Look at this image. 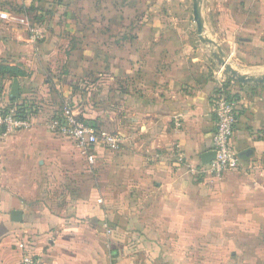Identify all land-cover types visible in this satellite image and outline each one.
Here are the masks:
<instances>
[{
  "label": "crops",
  "instance_id": "1",
  "mask_svg": "<svg viewBox=\"0 0 264 264\" xmlns=\"http://www.w3.org/2000/svg\"><path fill=\"white\" fill-rule=\"evenodd\" d=\"M10 1L0 0L4 20L25 18L9 12ZM16 43L17 54L9 44L0 49V65L18 69L0 73V89L9 96L16 78L18 99L49 104L31 128L0 140V264H20L21 240L44 264H189V253L182 259L173 246L199 244L207 246L194 248L191 264H264V82L228 85L239 166L215 177L200 169L216 124L210 63L189 55L188 63H119V81L97 78L88 89L79 75L44 78L39 63L23 61L27 45ZM95 88L112 103L90 113ZM68 104L78 115H97L99 130L111 125L118 148L95 146L90 165L72 140L51 134L45 115ZM13 210L21 220L11 219Z\"/></svg>",
  "mask_w": 264,
  "mask_h": 264
},
{
  "label": "rangeland",
  "instance_id": "2",
  "mask_svg": "<svg viewBox=\"0 0 264 264\" xmlns=\"http://www.w3.org/2000/svg\"><path fill=\"white\" fill-rule=\"evenodd\" d=\"M23 1L31 11L24 12V5L18 3ZM49 1L7 2L5 7L9 12L23 14L25 18L21 22L11 16L5 20L0 16L3 18L0 34L6 33L8 49L15 54L21 48L15 45L16 41L23 47L27 45L31 52L23 56V61L39 63L47 70L43 77L55 83L65 76L76 79L79 75L87 79L88 89H93L97 78L110 84L119 81V63H188L189 55L196 56V63H210V75L216 72L224 77L230 90L233 82L241 85L217 64L211 55L213 47L198 39L192 19V0H61L64 2L61 5L53 0L54 6L49 5ZM50 8L55 14L41 12ZM203 12L207 35L219 44L228 64L242 74L253 76L262 68L260 73H263L264 0H204ZM35 28L39 30L38 35L32 32ZM135 48L136 54H133ZM157 51L165 55L161 59H156L157 55L149 57ZM178 54H185V57L178 60ZM0 56H3L1 50ZM94 91L96 88L91 93ZM75 97L74 103L78 104V96ZM84 99L81 97L82 104ZM87 107L86 104L81 106ZM110 126L106 123L101 127L112 132ZM190 246L176 245L172 250L178 254L182 250V259L186 255L183 252L189 253L191 261L195 262L194 248L207 244Z\"/></svg>",
  "mask_w": 264,
  "mask_h": 264
},
{
  "label": "built area",
  "instance_id": "3",
  "mask_svg": "<svg viewBox=\"0 0 264 264\" xmlns=\"http://www.w3.org/2000/svg\"><path fill=\"white\" fill-rule=\"evenodd\" d=\"M0 16L5 15L0 13ZM20 21L24 22V18ZM32 32L39 34L36 28L32 29ZM219 76L216 72L213 73V78L220 79L217 81L213 99L216 124L212 134L211 151H214V157L200 167L204 173L215 177L239 166L238 154L231 144L237 117V102L234 94L229 91L225 78ZM30 99L10 101L8 93L0 89V140L18 131L27 130L38 122L42 108L32 98ZM43 125L51 134L72 140L90 165L95 161V155L92 153L95 146L104 145L109 149H116L119 146L117 134L99 130L82 121L69 104L65 105L62 111L47 115ZM17 247L22 255L20 264H44L40 254L33 252L23 240Z\"/></svg>",
  "mask_w": 264,
  "mask_h": 264
},
{
  "label": "water",
  "instance_id": "4",
  "mask_svg": "<svg viewBox=\"0 0 264 264\" xmlns=\"http://www.w3.org/2000/svg\"><path fill=\"white\" fill-rule=\"evenodd\" d=\"M204 0H192V19L196 26V34L198 39L209 46H212L211 55L217 62V64L223 68L224 72L231 75L240 83H260L264 82V75L261 77H254L247 74L239 73L235 68L228 64L221 47L213 39L207 35V24L203 12ZM9 98L11 100L19 98V85L17 79H13L10 89ZM214 157V151H208L203 154V162H208ZM21 211L13 210L11 212V219L14 221L21 220Z\"/></svg>",
  "mask_w": 264,
  "mask_h": 264
},
{
  "label": "trees",
  "instance_id": "5",
  "mask_svg": "<svg viewBox=\"0 0 264 264\" xmlns=\"http://www.w3.org/2000/svg\"><path fill=\"white\" fill-rule=\"evenodd\" d=\"M50 5V4H49ZM33 7V6H32ZM24 8V10L25 11H31L32 9H30V7H23ZM21 8H19V10H20ZM42 13H49V14H53L54 13V10H52V8H50V9H48V10H43V11H41ZM39 18H42V15H40L39 16ZM42 20V19H41ZM7 43H9V39H7V38H0V47H2V46H5V44H7ZM17 72L18 71V69L17 68H15V67H8V66H5V65H0V73H4V72ZM83 85V84H82ZM76 89L77 90H83V87L80 85V83L78 84V85H76ZM89 94H91L94 98H95V101H94V103L91 105V108H92V112H93V110H95V111H103L104 110V108L106 107V106H108L109 104H111L112 103V100L110 101V98H108L107 100H101V99H99V97H97V95H95L94 93H89ZM94 94V95H93ZM233 97H235V95H233ZM10 99V98H9ZM16 99H14V100H11L10 99V101H15ZM75 105V103L73 104V102H72V106H74ZM79 116V118L82 120V121H84V122H86V123H88V124H90V125H92V126H94L95 128H97V127H99L97 124H96V118H97V115H94V116H92L91 114H89V113H82V114H79L78 115ZM98 129V128H97Z\"/></svg>",
  "mask_w": 264,
  "mask_h": 264
}]
</instances>
